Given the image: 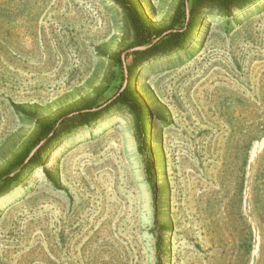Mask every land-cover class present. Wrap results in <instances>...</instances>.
Wrapping results in <instances>:
<instances>
[{"label":"rangeland","instance_id":"obj_1","mask_svg":"<svg viewBox=\"0 0 264 264\" xmlns=\"http://www.w3.org/2000/svg\"><path fill=\"white\" fill-rule=\"evenodd\" d=\"M131 1L167 33L182 2ZM198 1L182 48L135 62L115 0H0V173L61 132L0 196V264H264V0ZM128 84L142 153L126 107L79 125Z\"/></svg>","mask_w":264,"mask_h":264},{"label":"trees","instance_id":"obj_2","mask_svg":"<svg viewBox=\"0 0 264 264\" xmlns=\"http://www.w3.org/2000/svg\"><path fill=\"white\" fill-rule=\"evenodd\" d=\"M118 5H120L126 17L131 24V27L134 32V40L131 45V48H143L142 50L134 51L135 62L139 60H148L156 55L166 54L172 52L173 50L180 49L187 42L188 36L195 24V17L199 9L201 2L198 0H192V6L189 12V19L185 30L175 29L177 23L181 19L187 18L186 14V3L185 0H182L179 5L176 16L168 29L170 32L167 33L166 29L155 30L149 27L143 18L141 17L137 7L131 0H115ZM208 3H218L219 7L223 12L229 13L232 6L238 4L241 0H204ZM115 61L120 65H124L121 54L115 56ZM129 73H132V68H129ZM114 106H123L126 107L132 116L135 119V128L136 136L139 142L140 152H143L144 144L147 140L148 135V121L149 117L145 113L144 108L142 107L140 101L137 99L134 91L131 86L128 84L122 87L108 102L107 104L100 108L94 110L92 107H85L83 110H79L78 114L80 115L79 125L86 126L91 122L100 118L103 114L109 112ZM14 108L18 112H22V107L14 105ZM66 117V116H65ZM37 138L36 142L33 143L34 146L45 141L44 144L33 154L31 155L32 148H27L26 152L22 155H19L17 159L13 162L11 167L5 169L0 173V196H3L8 192L11 187L19 182L21 175L29 166H36L42 162V153L43 149L52 142L54 139L59 137L60 131L57 127V121H38L37 122ZM19 168V171L14 172L15 168ZM148 172L151 171L150 163L147 164ZM54 186L60 189V185L54 179H50ZM153 195H154V205L157 204L156 196V186L153 185ZM157 212V208H155Z\"/></svg>","mask_w":264,"mask_h":264}]
</instances>
